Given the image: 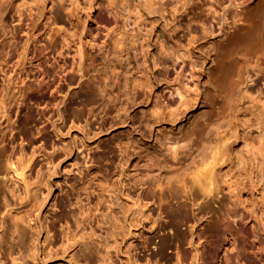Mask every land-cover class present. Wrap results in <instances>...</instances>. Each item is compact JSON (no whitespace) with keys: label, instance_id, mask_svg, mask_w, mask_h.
Returning <instances> with one entry per match:
<instances>
[{"label":"rangeland","instance_id":"obj_1","mask_svg":"<svg viewBox=\"0 0 264 264\" xmlns=\"http://www.w3.org/2000/svg\"><path fill=\"white\" fill-rule=\"evenodd\" d=\"M23 1L37 20L59 2ZM62 1L68 4V0ZM87 12L82 18L88 27L98 10ZM60 15L65 17L63 12ZM44 21L37 22L30 39L19 37L15 47L8 48L2 41L0 29V264H205L215 251L216 223L209 222L211 214L201 221L190 218L186 224L175 213L160 214L158 203L145 195V179L138 185L134 182L136 176L145 178L146 171L137 172L131 162L133 156L121 159L116 147L128 139L144 147L153 143L144 124L150 112L158 108L160 98L171 92L162 89H172L182 80L181 71L169 67L167 82L153 73L149 86L134 98L132 107L117 120L112 111L101 125L100 97L83 90L86 77L80 79L79 73L68 70L64 76L71 78L59 92L54 88L37 91L35 76L45 66L39 65L41 61H29V54L23 61L21 53L23 48L31 50ZM214 44L180 49L176 66L192 62L196 67L187 85L181 86L182 94H171L170 105L179 109L187 98L196 99V103L186 110L187 118L152 125L153 138L172 139L177 137L178 123L188 128L200 122L195 116L197 104L206 91L210 92L206 116L214 126L209 132L205 130L203 137L210 141L227 137L230 94L238 99L244 95V85L238 83L234 65L219 68L210 61L212 52L220 50ZM65 62L71 65V56ZM237 62L250 74H257L253 80L261 86L264 48L247 63L240 56ZM232 76L234 84L228 90ZM254 81L248 79L245 86L253 92V104L260 106L264 90L258 95L256 88H251ZM40 120L44 124L37 131L35 124ZM141 131L144 136L140 139ZM262 135H254L253 142L254 149L264 155V131ZM224 149L228 154V144ZM222 168L225 170L223 165L216 167ZM102 175H107L110 187L100 192ZM86 183L97 193L77 196ZM260 191L247 201V212L252 215L225 233L229 244L220 258L226 255L227 264H261L256 248V235L264 232V190ZM76 198H80L78 204ZM211 212L215 217L220 215L215 206Z\"/></svg>","mask_w":264,"mask_h":264},{"label":"bare ground","instance_id":"obj_2","mask_svg":"<svg viewBox=\"0 0 264 264\" xmlns=\"http://www.w3.org/2000/svg\"><path fill=\"white\" fill-rule=\"evenodd\" d=\"M55 8L49 7L40 18L45 21L38 29V38L31 50L26 52L23 48L21 57L26 61L29 54V61H41L39 65L45 66L35 76L38 92L50 88L59 92L71 78L64 76L68 70L79 73L80 79L86 77L83 90L100 97L101 125L112 111L114 119H120L121 113L132 107L134 98L145 92L153 73L167 82L169 67L181 71L182 80L172 89H162L171 92L160 98L158 108L150 112L144 124L153 143L144 147L137 140L128 139L116 147L121 159L133 156L131 162L137 172L146 171L145 178L136 176L134 182L145 179V195L158 203L160 214L175 213L185 224L190 218L201 221L211 214L209 222L216 223L215 251L206 256L204 263L227 264L226 255L220 258L229 244L225 233L250 216L249 196L264 190V155L254 149L253 142L254 135L263 138L264 99H259L263 103L260 106L253 104V92L245 83L248 79L254 81L257 74H250L237 62L240 56L247 63L250 56L260 54L264 48V0H68L67 5L59 0ZM93 8L98 13L91 17L92 23L87 27L82 17ZM40 20L35 19L23 0H0V29L8 48L15 47L19 37H33ZM212 43L220 50L212 52L210 61L219 68L234 65L238 83L244 85V95L238 99L230 94L227 137L216 141L203 137L205 130L209 132L214 126L206 116L205 108L210 102V92L206 91L197 104L199 111L195 116L200 122L188 128L178 123L177 137L172 139L153 138L152 125L187 118L186 110L196 103V99L187 98L179 109L173 110L170 105L171 94H182L181 86L187 85L186 80L194 76L196 67L192 62L176 66L180 49H199ZM68 56L73 60L71 65H66ZM233 84L232 76L228 90ZM251 88H256L259 95L264 82L259 86L255 80ZM18 89L20 92L21 88ZM43 124L42 120L35 124L37 131ZM143 136L141 131L140 139ZM179 142L181 146L175 148ZM226 144L228 154L224 152ZM217 165H223L225 170H217ZM100 180V192L110 187L107 175ZM81 193L89 197L97 189L86 183L76 194ZM79 201L76 198L75 203ZM214 206L219 217L211 212ZM256 236L260 262L264 264V232Z\"/></svg>","mask_w":264,"mask_h":264}]
</instances>
